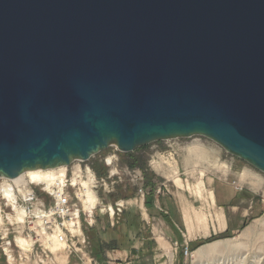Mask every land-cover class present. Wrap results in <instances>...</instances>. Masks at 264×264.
<instances>
[{
    "label": "water",
    "instance_id": "obj_1",
    "mask_svg": "<svg viewBox=\"0 0 264 264\" xmlns=\"http://www.w3.org/2000/svg\"><path fill=\"white\" fill-rule=\"evenodd\" d=\"M192 136L264 173V0H0V177Z\"/></svg>",
    "mask_w": 264,
    "mask_h": 264
},
{
    "label": "rangeland",
    "instance_id": "obj_2",
    "mask_svg": "<svg viewBox=\"0 0 264 264\" xmlns=\"http://www.w3.org/2000/svg\"><path fill=\"white\" fill-rule=\"evenodd\" d=\"M139 149L136 148L137 151L134 150L132 155L136 157L144 154L146 168L132 169L140 171L142 176L140 182L131 180L126 170L128 155L115 146H109L86 161L92 164L93 169L95 166L99 178L108 177L111 170L113 174L109 181L115 179V182L108 187V192L101 188L97 189L95 202L91 204L94 207V221L90 225L81 218L79 226L72 231L75 235L73 244L70 243L66 248L52 247L49 250L42 249L37 244L25 245V248L21 249L18 243L13 241L14 236L22 235L21 227L13 229L3 226L0 227V264H264L263 172L229 154L220 145L203 136L155 141ZM110 156L112 164L107 165L105 158ZM168 161L176 164L181 186L176 185L164 173L171 169L172 165ZM153 162H159L156 165L160 170L153 167ZM157 180L166 183L165 187L160 186L159 192L157 187H152ZM221 180L234 182L237 189H242L245 194L252 197L254 203L259 205V209L255 214L249 215L236 232L212 234L205 238L208 241L194 248L188 242L187 231L183 228L182 241L173 242L168 235L170 228L160 217L154 218L158 216L157 213L153 215L154 210L148 211L151 213L150 218L143 220L146 226H138L143 221L138 222L137 215L127 219L125 216L127 200L122 210L115 212L114 215L108 210L110 204L115 208L117 200L129 198L134 201L140 198L134 202L133 207L138 209L139 205L144 209V204L153 206L154 195H161L170 190L181 195L186 194L187 204L193 207L195 212L203 207L207 208L205 199L208 190L215 181ZM199 181L203 183L197 188H202L204 199L198 198L195 194L194 185ZM146 182H152V185L146 186ZM184 184L190 185L188 190ZM139 188H143V195L138 192ZM38 193L43 195L41 190ZM131 206L129 204V207ZM177 207L180 209L182 205ZM88 210H92V207ZM155 210L158 211L157 208ZM8 216L7 222L13 223L15 219L12 214ZM135 227L136 229H133ZM185 242H188L190 250L187 255L182 250ZM214 242L218 244L215 250L199 253L201 247L204 248ZM4 247L11 253V255L8 253L9 257Z\"/></svg>",
    "mask_w": 264,
    "mask_h": 264
},
{
    "label": "built area",
    "instance_id": "obj_3",
    "mask_svg": "<svg viewBox=\"0 0 264 264\" xmlns=\"http://www.w3.org/2000/svg\"><path fill=\"white\" fill-rule=\"evenodd\" d=\"M105 163L111 165L112 156L105 158ZM78 166L79 172L73 169L71 172L65 170L64 173L56 175L49 184L39 183V187L28 180L0 177V227L13 229L21 227L25 241L32 246L37 244L42 249L49 250L53 243L61 244L62 248L70 245L75 236L72 231L79 226L81 214L91 216V210L86 211L84 200H81V193L85 194V188L82 187L83 191L79 193L78 184H82L83 180H89V187L95 192L99 188L108 192V187L115 182V179L109 181L113 174L111 170L108 177L99 178L95 175L91 163L79 161ZM126 170L133 182L142 180L139 170L132 168ZM162 185L165 187V183ZM156 189L159 192L161 187L158 186ZM39 190L43 195L38 193ZM138 192L143 195V188H139ZM123 207V202L119 200L115 203V208L114 206L109 208V212L110 210L113 212L114 209L121 211ZM18 208L23 210V218L14 220L13 223L7 222L8 214L14 213ZM184 248V254L187 255V246Z\"/></svg>",
    "mask_w": 264,
    "mask_h": 264
},
{
    "label": "crops",
    "instance_id": "obj_4",
    "mask_svg": "<svg viewBox=\"0 0 264 264\" xmlns=\"http://www.w3.org/2000/svg\"><path fill=\"white\" fill-rule=\"evenodd\" d=\"M153 163L156 166L155 169L160 170L158 165H156V163L159 164V162ZM169 163L172 165L171 169L164 173L174 182L173 179L178 177L177 166L172 161ZM178 179L180 180L181 178L178 177ZM163 183H165V181L157 180V182L154 183V186L158 187ZM202 183V181H199L194 185V188L196 189L195 194L197 197L204 199L205 197L203 196L202 188H197L198 185ZM183 186H186V184ZM187 197L188 196L184 193L181 195L180 193H174V191L167 190L161 195H154L152 200L153 206L144 204V209L139 205L137 206L138 209L133 207L134 202L140 200V198H136L135 201L132 198L125 199L124 205L126 200L128 202V205H126L125 216H127V219L129 220V217L137 215V218L139 219L137 221L141 223V221L146 220V218H150V212L151 210H154V212H152L153 215L154 213L158 214V216H155L154 218L158 219L160 217L170 228L168 235H170V239L173 242L182 241L183 237L181 231L183 228L187 231L188 242L194 243L212 234L236 232L244 220L249 217V215L255 214L257 209H259V205L254 203L251 196L245 194L242 189H237L234 182L226 180L215 181L214 185L209 188L208 195L205 199L207 208L203 207L201 210L194 212L193 207L187 204ZM129 204L130 206L132 204V206L129 207ZM183 204H186V206H183ZM177 205H182V207L178 209ZM155 208H157L158 211H156ZM142 223L138 226H146L145 221ZM133 229H136V227ZM5 249L6 254L9 257L8 253L10 255L11 253L7 250L8 248L5 247Z\"/></svg>",
    "mask_w": 264,
    "mask_h": 264
},
{
    "label": "bare ground",
    "instance_id": "obj_5",
    "mask_svg": "<svg viewBox=\"0 0 264 264\" xmlns=\"http://www.w3.org/2000/svg\"><path fill=\"white\" fill-rule=\"evenodd\" d=\"M111 146H115V145H111ZM116 147V146H115ZM193 149V148H192ZM104 151V150H103ZM199 151V150H198ZM100 152V151H99ZM94 155H96V154H94ZM93 156V155H92ZM91 156V157H92ZM88 160H91L90 158L89 159H87V160H85V161H83V160H74L73 162H71V164L70 165H68V166H59V167H56V168H49V169H35V170H28V171H25V172H23V173H21L20 175H18L17 177H15L14 179H16V180H21V181H23V180H28V182H31V183H35V184H38V187H39V183H45V184H49L55 177H56V175H58V174H60V173H64V171L66 170V171H72V169L75 171V172H79V166H78V162L79 161H81V162H84V163H87L86 161H88ZM109 160V159H108ZM152 165L154 166V168H156V166H155V164L154 163H152ZM83 167V166H82ZM92 168H93V166H92ZM128 168V167H127ZM93 171H94V169H93ZM94 173H95V171H94ZM95 175H97V174H95ZM176 175V174H175ZM177 179V180H176ZM174 180V182L176 183V185H180L181 186V184H180V180L178 179V178H174L173 179ZM89 184H90V181L89 180H83L82 181V184H78V187H77V189L79 190L78 192L80 193L81 191H83L82 190V187H84L85 188V190H84V192H85V194L83 195L82 193H81V200L83 199L84 200V207H85V210L86 211H88V209H91V207H92V210H91V216L90 217H88V216H86V215H84L83 213L81 214V216H80V222H81V218H83V219H85V221L88 223V224H92L93 223V219L95 218V216H93V210H94V207L91 205V204H93L95 201V199H96V196H95V191L94 190H92L90 187H89ZM180 186H178V187H180ZM190 186V185H189ZM189 186H188V184H186V186H185V188H189ZM199 193V192H198ZM117 201H119V200H117ZM122 202H123V206H124V200H121ZM111 204H110V209H111ZM109 208H108V210H109ZM115 212H118V211H115V209L113 210V212L111 211V214H113L114 215V213ZM8 215H10L11 216V214H8ZM23 215H24V213H23V210L22 209H20V208H18V209H15V212L14 213H12V217L15 219V220H21L22 218H23ZM8 218H9V216H8ZM11 218V217H10ZM1 220V219H0ZM11 221H12V219H11ZM161 236V235H160ZM160 238V237H159ZM158 239V238H157ZM160 239H162V237L160 238ZM159 240V239H158ZM15 243L17 244L18 243V245L21 247V248H25V245H29L28 243H27V241H25V239H24V237L22 236V235H19V236H16V238H15ZM160 243H161V241H160ZM186 243H188V242H186ZM162 244H163V242H162ZM51 247H49V248H52V247H57V248H59L60 246H61V244H57V243H53V244H51L50 245ZM184 246H187V249H188V252H190V250H189V247H188V245L187 244H185ZM218 246V244H217V242L215 243L214 242V244H210V245H208V246H206V247H204V248H200L199 249V253L201 252H208V251H212V250H215L216 249V247ZM182 250H183V253H184V251H185V248L184 247H182ZM197 253V252H196ZM202 254H204V253H202Z\"/></svg>",
    "mask_w": 264,
    "mask_h": 264
},
{
    "label": "trees",
    "instance_id": "obj_6",
    "mask_svg": "<svg viewBox=\"0 0 264 264\" xmlns=\"http://www.w3.org/2000/svg\"><path fill=\"white\" fill-rule=\"evenodd\" d=\"M142 147H140V148H142ZM137 149L140 150L139 148H137ZM135 151H137V150H135ZM135 151L126 153V155H128L127 166L129 168H136V167H138L140 169H144L145 170L146 167H145V156H144V154L137 155L136 157H134L132 155V153H134ZM94 170H95V172L97 174V169L95 168V166H94ZM97 176H99V175L97 174ZM151 183L152 182H146V186H151L152 185ZM152 187H154V184H153ZM146 202H147V199H146ZM211 238H213V237H211ZM205 241H208V239L207 240L205 238L204 239H200V240H198V241H196L194 243H191V245L194 248V247H197L198 245H200L201 243H204Z\"/></svg>",
    "mask_w": 264,
    "mask_h": 264
}]
</instances>
